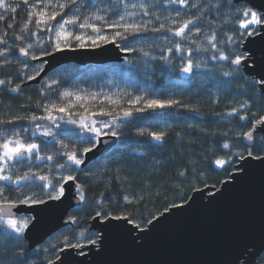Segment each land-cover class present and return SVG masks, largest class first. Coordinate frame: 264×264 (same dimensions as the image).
<instances>
[{
    "label": "trees",
    "instance_id": "1",
    "mask_svg": "<svg viewBox=\"0 0 264 264\" xmlns=\"http://www.w3.org/2000/svg\"><path fill=\"white\" fill-rule=\"evenodd\" d=\"M13 6H17V13L8 14L15 16L14 29L8 30L19 32L22 26L28 6L22 0H11ZM89 0H84L82 14H88L91 9H87ZM110 0H99L97 7L106 6ZM192 0H190V3ZM215 5L221 3L220 11L214 9L205 12L201 19L196 22V26L201 28L198 36L191 37L197 42L207 45L205 36L211 35L214 31L218 41H226L229 35H238L235 31L236 21L240 19L236 13L235 4L231 0H200V4L205 3ZM236 5V4H235ZM239 8L250 7L248 4H237ZM160 20L155 17H146L153 23L151 27H159L160 23H165L170 27H178L179 23L193 15H200L196 9H181V15L176 16L173 8H157ZM0 14L4 10L0 9ZM172 17L178 21L177 25H171L165 17ZM115 19V15L112 17ZM59 19V18H58ZM137 22H142L140 17ZM227 21V22H226ZM6 27V21H0V31ZM192 26H190L191 28ZM34 30V29H33ZM82 31V30H78ZM88 34H92L88 30ZM106 34L111 36L112 30H107ZM41 39L46 41L47 34L40 33ZM165 33H153L152 31L140 33L133 37L128 36L127 41L120 39L116 43L124 48L143 49L152 55L160 56L161 50L172 47L179 41L178 37H173L167 33L168 40L162 37ZM185 47H192L194 53L193 62H200L202 67L194 68L191 76L180 72L183 62L177 58L178 54H172V64L167 65L164 61L155 60L144 63L145 58L140 51H129L130 56L125 61L131 63L105 64V66L89 65L85 67L76 64L64 65L56 69L49 76L43 79L42 83L33 86H23L27 81L21 83L17 73L21 70V65L17 64L16 57L18 52L10 56L13 61L7 65H0V79H13V86L21 83V93H12L7 88L0 86V118H11L14 116H25L30 114L42 115L41 108H37V103L59 101V93L63 90L79 91L81 93H100V99L109 95L113 99H120L123 107H131L127 101L135 96L145 95L152 98L155 92H159L161 99L174 98L181 100L183 105L190 108L199 109L198 112L189 111L188 108L178 107L167 109L168 115L160 112H146L138 114L139 118H133L131 123L122 122L119 131L118 145L113 148L107 156L93 162L82 172L76 173L80 183L84 185L86 200L81 206L73 209L68 216L75 217L78 221L75 225H67L60 232L51 236L41 247L29 250L28 243L24 237L17 244L15 241H4L0 244V264H17L15 253L21 247L29 254L28 264H48V261L56 260L59 252L68 247V244L80 243L90 245L88 240L99 239L98 234L90 231L88 223L95 216L97 210H107L111 215L127 216L132 224H139L142 229L147 227L146 223L153 217H158L164 213L165 209L172 208V205H181L191 197L194 190L204 189L205 187L218 188L220 185L235 172V166L239 158L233 153L242 152L247 156V149L252 145V141H247L241 135L251 129L254 119L264 116V100L259 104L253 102L254 90L251 85L253 78L248 77L243 72L242 66L238 73L232 77H223V71H229V62L212 61L209 52H196L194 44L179 41ZM16 43H20L17 41ZM104 46L101 43L98 47ZM220 47L228 52L229 45L221 44ZM87 48H93L89 43ZM240 48L233 47L232 55L242 51ZM78 48V47H77ZM164 54H167L166 52ZM3 59V58H0ZM30 67L26 71L32 74L35 69L31 65L39 66V61H29ZM57 79L58 85L46 90L41 94L46 80ZM191 80V85L184 82ZM231 83H224V81ZM245 100L251 104L248 112L249 121H239L238 117L226 115L233 107H239ZM103 106L106 109L111 106L105 101L103 105L97 103L96 110ZM142 106V105H137ZM241 109V113H243ZM255 112V118L252 113ZM97 120H107L108 117H96ZM39 123H47L39 121ZM22 126H29L28 120L19 122ZM241 125H244L241 127ZM13 127V126H6ZM74 127V126H68ZM145 129L151 131H165L167 133L165 142L151 140L147 135L138 136L137 130ZM227 133V135H224ZM256 142L264 139L260 134H254ZM66 143L77 141V136L64 137ZM39 142V141H37ZM229 143V149H224L222 145ZM89 145L78 144L82 148ZM51 151V149H50ZM253 157L264 156V151L252 148ZM232 163L220 168L215 165L216 159H229ZM26 170V167L22 169ZM34 171L46 172V168L37 169L33 165ZM180 172H185L181 177ZM3 183V182H0ZM24 194H31V189H23ZM36 195L45 198L40 189H36ZM124 195L138 199V202L127 204L124 202ZM4 196L9 201L17 203L22 198L20 193L13 187H7ZM143 197V199H139ZM102 200L100 206L96 201ZM91 213V214H89ZM19 218L30 219L31 216H21ZM30 224V223H29ZM85 231V237H79V232ZM5 232L0 228V239ZM53 245L55 248H53ZM45 249L48 251L45 252ZM15 250V251H14ZM259 264H264V254L258 260Z\"/></svg>",
    "mask_w": 264,
    "mask_h": 264
},
{
    "label": "snow or ice",
    "instance_id": "2",
    "mask_svg": "<svg viewBox=\"0 0 264 264\" xmlns=\"http://www.w3.org/2000/svg\"><path fill=\"white\" fill-rule=\"evenodd\" d=\"M23 4L28 6L26 18L19 28V32L8 30L14 29V23L7 20L15 21V16L8 14L17 13V6H13L11 0H0V9L4 10V14H0V21H6V27L0 31V65H7L13 61L10 59L15 52L19 53L16 57V63L21 65V70L17 73L21 80L24 81L36 80L44 71V64L47 63L43 58L53 56L56 52L65 50H75L85 48L89 43L93 47H98L101 43H115L117 39L127 41L128 36H137L140 33L152 31L153 33H165L162 37L165 41L168 40L167 33H171L173 37H178L179 41H184L188 44H194L196 52L212 51L210 59L212 61H227L229 62V71H223V77H232L236 75L242 65L247 67L246 61L250 59L248 53L250 49H244L238 54L232 55L233 47L240 48L246 38L259 36L261 41H264V9H256L255 5L251 7L236 8V13L240 19L236 21L235 29L238 35L227 36L226 41H218L216 32L205 36L207 45L197 42L192 39L193 36H198L201 28L196 26V22L201 19L205 12L214 9L220 11L221 3L215 5L205 3L200 4V0H110L103 7H97L99 0H89L87 9H91L88 14H82L81 9L84 7V0H22ZM231 4V0H228ZM173 8L177 17L181 15V9H196L200 15H193L189 19L183 20L178 27H170L165 23H160L159 27H151L153 23L151 19L146 17H155L158 21L160 16L157 14V8ZM115 15V19L111 18ZM140 17L142 22H137L136 18ZM59 18V19H58ZM170 21L171 25H177L178 21L172 17H165ZM227 22V21H226ZM190 26H192L190 28ZM34 29V30H33ZM82 30V31H78ZM91 30V35L88 34ZM107 30H112L111 36L106 34ZM40 33L47 34L46 41L41 39ZM19 41L20 43H16ZM179 41L175 42L172 47L166 50H161L160 56L152 55L143 49H131L125 46L122 51H140L145 58L144 63L148 61L161 60L165 64H172V54H178L177 58L183 62L180 67V72L191 76L193 69L202 67L200 62H193L192 56L194 49L185 47ZM228 44L229 49L226 53L221 44ZM167 54H164V53ZM29 61H42L37 65H31L35 71L28 74ZM131 63V61H125ZM21 83H16L13 86V79H0V86L7 88L12 93H21ZM60 82L57 79L46 80L44 87L41 89V94H45L46 90L52 89L54 85ZM186 85H191L192 81L184 82ZM231 83V81H224ZM254 90L253 102L259 104L264 100V74L259 76V79L251 81ZM160 93L155 92L152 98H146L145 95L135 96L127 101L131 107H123L120 99H113L112 96L105 95L100 99V93H81L79 91L63 90L59 93V101L46 102L43 104L37 103L36 107L41 108L42 115L30 114L25 116H14L11 118H0V228L5 232V235L0 239V244L4 241H19L23 238L25 231L29 228L30 219L17 218L13 209L17 207L16 201H9L4 196L7 187H13L16 192L22 197L19 203L25 205H45L48 201L63 202L73 194V189L78 197V200L83 203L86 200L84 185L79 181L76 173L82 172V165L85 164V155L90 153L101 142V137L111 136L119 139V129L122 122L131 123L133 118H139L138 114L146 112H160L168 115L167 109L178 107L188 108L189 111L198 112L199 109L190 108L183 105L181 100L168 98H159ZM107 102L111 107L106 109L101 106L99 111L96 110V105H103ZM142 105V106H137ZM251 104L245 100L239 107H233L226 113L227 116L238 117L239 121L248 122V112ZM243 109V113H241ZM256 113H252L255 118ZM96 117H108L107 120H97ZM28 120L29 126L25 127L19 124L20 121ZM46 121L47 123H39ZM13 126V127H6ZM74 126V127H68ZM244 125H241L243 127ZM258 127H264V116L259 119H254L252 127L249 131L243 132L241 135L247 141H252V145L247 149V156L253 157L252 148L259 151H264V139L256 142L254 133ZM138 136H149L151 140L157 142H165L167 133L165 131L147 132L145 129H138ZM224 135H227L225 133ZM77 136V141L66 143L64 137ZM39 141V142H37ZM78 144L89 145L81 148ZM224 149H229V143L222 145ZM51 149V151H50ZM233 156L240 160L245 159L242 152L233 153ZM255 159L264 161V156H255ZM229 159H216L215 165L223 168L225 165L232 163ZM33 165L37 169L46 168V172L34 171ZM26 167V170L23 168ZM183 177L185 172H180ZM31 189V194H24L23 189ZM36 189H40L44 193L45 198L36 195ZM143 199V197H139ZM123 200L127 204L138 202V199L131 198L129 195H124ZM102 200L96 201V205L100 206ZM172 207L180 208L183 205H172ZM167 212L168 209L166 208ZM91 214V213H89ZM163 215V213L161 214ZM95 218H103L104 220H125L129 223L127 216L111 215L107 210H97ZM153 219L146 223L153 224ZM69 225L78 223L75 217H70L67 221ZM135 227L141 232L144 231L139 224ZM150 230V229H149ZM79 237H85V231L79 232ZM88 243L99 246L102 244V238L90 239ZM65 245L72 248L83 249L86 245L68 244ZM53 248L55 246L53 245ZM15 251V250H14ZM48 250L45 249V252ZM59 258V257H57ZM17 264H28L30 256L25 252L23 247L15 253ZM48 264H56L55 260H49Z\"/></svg>",
    "mask_w": 264,
    "mask_h": 264
},
{
    "label": "water",
    "instance_id": "3",
    "mask_svg": "<svg viewBox=\"0 0 264 264\" xmlns=\"http://www.w3.org/2000/svg\"><path fill=\"white\" fill-rule=\"evenodd\" d=\"M232 2L264 9V0ZM245 48L250 49V59L245 62L247 67L242 65L243 72L259 79L264 74V41L259 36L246 38L242 51ZM121 49L115 42L56 52L43 58L47 63L40 76L23 86L41 84L64 65L124 63L130 52ZM254 134L264 136V127H258ZM118 141L116 137H101L99 145L85 155L81 168L107 156ZM235 169L220 187L194 190L185 204H181L183 207L164 211L143 232L125 220L92 217L88 226L102 238V244L86 245L83 249L65 247L59 252L56 264H259L264 254V161L245 156ZM79 206L81 202L74 189L62 203L25 205L18 202L13 209L17 218L31 216L23 236L29 250L41 247L66 227L71 211Z\"/></svg>",
    "mask_w": 264,
    "mask_h": 264
}]
</instances>
